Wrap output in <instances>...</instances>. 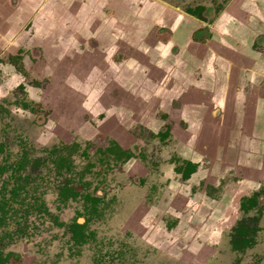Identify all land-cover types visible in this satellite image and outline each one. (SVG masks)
<instances>
[{
  "label": "rangeland",
  "instance_id": "obj_1",
  "mask_svg": "<svg viewBox=\"0 0 264 264\" xmlns=\"http://www.w3.org/2000/svg\"><path fill=\"white\" fill-rule=\"evenodd\" d=\"M161 1L183 11L199 7L212 18L228 0ZM26 40L17 68L7 63L11 70L0 71V164L23 165L15 198L11 167L0 178V201L10 198L0 220L1 252L14 264H264V170L250 164L210 170L215 162L207 155L204 175L215 176L182 177L177 168L188 161L177 151L179 139L162 135L170 129L161 111L150 120H126V127L134 124L122 143L134 157L118 158L97 103L81 104L80 92L53 88L50 72L39 67L50 47L38 50ZM184 182L188 196H199L196 211L184 205L187 192H178ZM73 222L84 224L82 241L72 236ZM241 224L255 230L242 252L230 248Z\"/></svg>",
  "mask_w": 264,
  "mask_h": 264
},
{
  "label": "crops",
  "instance_id": "obj_2",
  "mask_svg": "<svg viewBox=\"0 0 264 264\" xmlns=\"http://www.w3.org/2000/svg\"><path fill=\"white\" fill-rule=\"evenodd\" d=\"M215 13L195 16L160 0H0V57L19 53L26 38L49 46L41 72L97 112L110 113L101 105L113 88L119 117L99 121L120 142L134 124L126 120L161 111L191 182L216 175H204L207 155L210 170L250 164L263 172L264 0H228ZM182 185L193 210L198 194Z\"/></svg>",
  "mask_w": 264,
  "mask_h": 264
},
{
  "label": "flooded vegetation",
  "instance_id": "obj_3",
  "mask_svg": "<svg viewBox=\"0 0 264 264\" xmlns=\"http://www.w3.org/2000/svg\"><path fill=\"white\" fill-rule=\"evenodd\" d=\"M221 8V6H219ZM199 7L197 8H192V7H189L188 9H186L187 12H189L190 14H193L195 16H201V13L202 12H198ZM18 55H22V52H17L15 54H9L7 55L8 58H6L4 55L2 57H0V71H5V72H8L9 70H11V68H7L5 69V66L6 67H9V65L7 63H11L12 66L11 67H16V62L15 60L18 59ZM12 56L11 58V61L9 60V57ZM19 70H17L18 72ZM4 73V72H3ZM20 84V83H19ZM21 85V84H20ZM112 90L113 88H110V89H107L106 90V94H105V97L103 99L104 101V104L101 105V106H105L104 108H109L110 106H115L116 108V104H113L112 101L114 100H118V95H115L114 92L112 94ZM111 103H109V102ZM103 108V109H104ZM110 109V108H109ZM95 114H97L98 116L99 115H102V119H99V120H103L104 118L107 117V119H109L110 121L109 122H114L115 120V117H119L118 114L116 115V112L114 113H107L106 111H99V112H95ZM110 115V116H109ZM135 118H137V116H134ZM128 118V117H127ZM114 126V123L113 124H109V127L110 129H112ZM130 130H132V128H130ZM113 131V130H111ZM108 132L107 134L108 135H111L113 136L114 140H113V146H110L109 147V150H112L114 153L117 154V157L120 158V159H131L132 157H134L132 154H133V149L130 148L131 146H125L124 143L120 142L119 139L115 136V131L113 132ZM168 131L164 132L162 135H165L167 134ZM169 135V134H167ZM113 147V148H112ZM7 166L8 167H11V170H12V173H11V180L15 182L14 184V187H12L10 189V196L12 199L15 198V196L17 195V192L19 190L20 187H22V182H21V174H20V171H21V168H22V163L20 162H16V163H13L11 165H1L0 164V178L1 176L5 173V171H7ZM177 170L180 172L182 170V167H178ZM17 184V185H16ZM74 194V192H72V195ZM6 196H3V200L0 201V210L2 211L1 215H0V220L4 222L5 220V217H6V212H7V208H8V204L10 203V198L9 200L7 201V198H5ZM86 199H90L91 201H96L98 200L97 197H93V196H90V195H86L85 196ZM6 199V200H4ZM11 199V201H13ZM255 201V202H254ZM257 201L256 199H250L249 201V204L251 203L252 205L255 204ZM7 205V207L5 206ZM40 206L42 205V203L39 204ZM248 205L245 201H241V206H246ZM42 209V208H41ZM45 209L46 211H49V209L47 208H43ZM77 223V224H80L81 225V231L84 235V231H83V228H84V224H81L79 222H73V224L70 225V231L72 232V236L73 238L74 237V224ZM216 232V231H215ZM254 233H255V230L254 228H250L248 225H244V224H241L240 226L238 227H235V231H234V234L233 235V232H232V240H231V249L233 250H236V251H245L246 249H248L249 247L252 246V243L254 242ZM217 235L218 234H214L213 235V238L214 236L216 240L217 239ZM76 240V238H75ZM77 241V240H76ZM78 242V241H77ZM218 244V241L216 240L213 245H216ZM0 262L4 263V264H14L13 261L10 259V257H8L6 254H4V252H1L0 251Z\"/></svg>",
  "mask_w": 264,
  "mask_h": 264
},
{
  "label": "trees",
  "instance_id": "obj_4",
  "mask_svg": "<svg viewBox=\"0 0 264 264\" xmlns=\"http://www.w3.org/2000/svg\"><path fill=\"white\" fill-rule=\"evenodd\" d=\"M73 229H74V237L76 238V240L77 241H82L83 240V233L81 231V225L75 223ZM0 264H4V263L0 262Z\"/></svg>",
  "mask_w": 264,
  "mask_h": 264
}]
</instances>
